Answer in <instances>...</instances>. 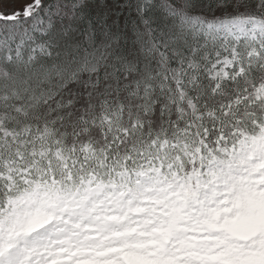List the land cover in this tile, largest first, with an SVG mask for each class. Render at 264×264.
<instances>
[{"label": "snow or ice", "instance_id": "6c2138e0", "mask_svg": "<svg viewBox=\"0 0 264 264\" xmlns=\"http://www.w3.org/2000/svg\"><path fill=\"white\" fill-rule=\"evenodd\" d=\"M88 6L0 29V264H264V0Z\"/></svg>", "mask_w": 264, "mask_h": 264}, {"label": "trees", "instance_id": "16d2710c", "mask_svg": "<svg viewBox=\"0 0 264 264\" xmlns=\"http://www.w3.org/2000/svg\"><path fill=\"white\" fill-rule=\"evenodd\" d=\"M137 0H107L106 6L101 4L97 6V0H89V6L84 10V15L95 20L101 15V12L106 13L110 18L119 21L120 28L130 30L132 25L139 24L140 17L136 12ZM44 7L37 13V18H40L43 24L41 30L48 29L53 34H60L65 25L68 23L63 17H58V4H71V0H42ZM153 4H158L156 0H152ZM179 3V0H177ZM144 19H148L153 27H164L168 21L162 16L158 7H151L143 14ZM1 23V22H0ZM49 24L51 27L49 28ZM142 27V25H140ZM73 32L69 39H82L81 32L86 30V24L73 25ZM39 38L40 32L34 33Z\"/></svg>", "mask_w": 264, "mask_h": 264}, {"label": "rangeland", "instance_id": "374dc122", "mask_svg": "<svg viewBox=\"0 0 264 264\" xmlns=\"http://www.w3.org/2000/svg\"><path fill=\"white\" fill-rule=\"evenodd\" d=\"M156 1L159 2V0H156ZM17 7H18V5H17ZM38 21H42V20L40 18H37V16H36V18H34V19H29L28 21L21 22V23L15 24V25H13L11 22H1L0 23V29L14 30L19 34L25 28H27L29 31H31L33 24H37V26L40 28V26L43 24V22L38 23ZM33 35H34V33H33ZM17 42H19V35H17Z\"/></svg>", "mask_w": 264, "mask_h": 264}]
</instances>
